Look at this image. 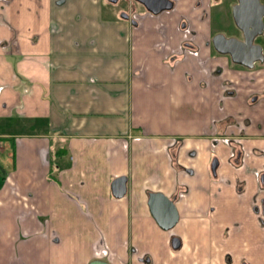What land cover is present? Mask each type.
I'll return each mask as SVG.
<instances>
[{
    "label": "crops",
    "instance_id": "1",
    "mask_svg": "<svg viewBox=\"0 0 264 264\" xmlns=\"http://www.w3.org/2000/svg\"><path fill=\"white\" fill-rule=\"evenodd\" d=\"M107 1L0 0V155L12 151L0 165V214L21 221L45 216L51 228L43 237L55 242L51 264H65L59 263L64 239L81 264H133L135 258L147 264V257L156 263L153 250L174 249L180 226L229 220L226 187L240 172L244 202L258 191L254 173L231 168L228 147L212 145L213 120L232 114L218 111L223 92L201 86L200 73L190 81L192 67L172 62L180 53L182 0L154 17L133 0L124 11ZM133 9L140 26L122 17ZM203 29L201 55L213 70L214 33ZM251 91L254 86L243 105ZM191 105L200 108L188 122ZM248 131L256 133L255 125ZM263 145L261 138L245 143L251 169L263 166L256 153ZM215 156L221 183L211 171ZM120 177L128 179L127 192L116 198L112 183ZM182 183L189 191L176 200L180 223L165 231L151 214L150 194L176 198ZM29 200L34 208L24 211ZM81 216L89 229L75 233L74 217ZM217 232L198 243L216 246ZM194 263L201 260L188 262Z\"/></svg>",
    "mask_w": 264,
    "mask_h": 264
},
{
    "label": "rangeland",
    "instance_id": "2",
    "mask_svg": "<svg viewBox=\"0 0 264 264\" xmlns=\"http://www.w3.org/2000/svg\"><path fill=\"white\" fill-rule=\"evenodd\" d=\"M261 1L264 3V0ZM106 3L109 8L114 10H128V0H108ZM134 4L140 12H143L141 11L143 5L135 1ZM179 7L185 13L189 12L188 0H182ZM200 12L192 18L201 16L203 11ZM209 12L210 16L207 20L202 22L198 18L195 20L200 34L205 31L203 27L207 28L209 26L212 28L213 33L221 32L225 36L237 34L230 7L215 8ZM256 43L264 45V32L258 37ZM227 68L234 71L236 75V78L234 76L231 80L234 82V89L238 96L227 104V107L234 112L245 103V94L253 87L252 79H257V83L261 80L264 81V71L262 70L259 73L258 69L262 68L259 65L255 69H248L229 64ZM240 70L241 73L238 72ZM239 74H241V78H239ZM260 74L261 76H259ZM195 107L200 108V105L190 106L186 114L188 122L194 120V115L198 113V109ZM261 114L264 116V110H261ZM11 152L10 149H7L3 157ZM3 157L0 155V165L3 163ZM243 175L240 172L239 178L242 180L244 179ZM1 181L2 179H0ZM226 189H229V204H227L226 209L229 213V220L224 222L222 219L220 221L215 218L212 222H204L200 218V221L191 223L188 227L180 226L176 235H180L185 240V246L177 250L171 247L166 252L160 251L156 243L157 248L153 250L156 263L152 259V264H188V262H195V260H201L200 264H264V230L259 226L258 213L254 210V207H251L252 198L248 200V204L244 202V198L239 195L237 181L234 182V185L226 187ZM10 208V206H7V209ZM33 208L34 203L32 200L24 205V211L33 210ZM44 219L45 216L24 217L22 222L16 215L0 214V264H51V247L55 245V242L51 240L53 244L50 246V239L46 240L43 237L45 231L50 234L51 228V223H44L46 222ZM74 220L76 221L75 233L84 231L80 229H85V231L89 229V225L82 220V216L74 217ZM55 225L56 223L53 222V226ZM216 231L219 234V237L215 239L217 240L216 246L212 247L211 245V248L206 249L203 242L198 243V237L205 235L207 239H211L208 238L209 234L216 233ZM60 232L63 238L66 237L67 234L62 230ZM161 238L162 236H160ZM156 242H159L158 237ZM66 243L67 241L64 239V244L59 249V263L81 264V256L78 253L71 254L66 247ZM226 243L230 245L225 246ZM191 248L193 252H191ZM54 253L55 249H53V255ZM134 260L133 264H138L136 258ZM128 264H132V262Z\"/></svg>",
    "mask_w": 264,
    "mask_h": 264
},
{
    "label": "flooded vegetation",
    "instance_id": "3",
    "mask_svg": "<svg viewBox=\"0 0 264 264\" xmlns=\"http://www.w3.org/2000/svg\"><path fill=\"white\" fill-rule=\"evenodd\" d=\"M173 6L172 9L166 10V11H172L175 8H177V4L180 2V0H172ZM249 5L252 2V5L249 7L248 11L253 12L252 14L249 13L248 19L252 16L253 18H256L258 15H261V11L264 12V3L261 0H245ZM134 2V0H133ZM136 2V1H135ZM138 3V2H136ZM140 4V3H139ZM240 0H188V8L189 12L184 13L183 17L181 18L179 22V31L181 35V44H180V53L174 54V57L172 58V62L179 63L183 62V64H188L192 67L193 73L191 71H188L187 77L190 81H193L195 78V73H200L203 75V78L201 79L200 85L204 87H208L212 85L211 87L215 90H220L222 93L221 100H219L218 111L221 113H225L227 105L226 104V98H237L238 94L236 90L234 89V82L231 80L234 76L236 78L235 72L228 70V65L233 64L236 66H240L243 68L248 69H255L256 66H262L259 70V73L263 70L264 71V45L263 44H257L256 40L260 35L263 34L264 29L261 34H259L253 41L254 45L256 47L251 50L246 47L245 38L241 31V29L238 27L235 21V14L236 9L240 8ZM225 7H230L232 10L234 23L237 29V34L225 36L221 32H216L212 36V39L209 43L212 44L213 50L215 51L214 47V39L217 35H222L227 39H235L236 42L240 43L242 42V46L236 45V47L233 48V52L236 53L235 57L232 58L229 54H221L217 50L215 57L212 59L217 64L215 65L214 69L211 70L209 66L207 65V60L202 58V35L198 32L197 29V22L195 21L197 18L200 22L205 21L210 16V10L212 9H224ZM144 8V6H143ZM186 9V7H185ZM240 13V17L243 18V20H247V13H244L243 10L238 9ZM199 11H203V14L199 17L192 18L195 14L199 13ZM243 11V13H242ZM200 12V13H201ZM149 16L154 17L157 15H154L150 12H146ZM141 16L140 14H137ZM159 15V14H158ZM251 17V18H252ZM264 20V17H262V21ZM250 21V20H248ZM133 23L136 26L142 25L140 23V18L133 19ZM264 23V22H263ZM228 47H232L229 45ZM239 47V48H238ZM242 47V48H240ZM232 49V48H230ZM260 50V53L258 51ZM249 56H248V55ZM226 58L225 63L219 62L217 63V59L224 57ZM249 57L255 59H259L253 62L251 66ZM217 58V59H216ZM236 59V60H235ZM243 61L245 64L238 63L237 61ZM247 64V65H246ZM227 68V70H226ZM228 72V76L224 78V74ZM241 73L242 71H238ZM258 73V74H259ZM237 74V72H236ZM241 74H239V78ZM261 76V74L259 75ZM252 84L254 86V91H251L247 98V104L248 105H242L241 108H237L234 112L229 109L232 114L226 116L225 118L219 120L214 119L213 120V140L212 145L214 147L219 145H225L229 149L228 153V164L231 166V168L235 170H242L245 172H252L254 173L256 183L258 186V191L255 195L252 197V205L251 207H254V210L258 213V219H259V226L264 230V164L261 167V169H251L248 166V160L251 157V152L247 151L245 143L247 141H250L252 139H264V116L261 114V110H264V81L261 80L257 83V79H252ZM258 85H262L261 87H258ZM259 116H261L259 121ZM252 125H255V128L257 130L256 133H249L248 129ZM257 154L263 157L264 159V145L262 148H258L256 151ZM212 174L216 178V181L219 183L223 182V178H221L218 174V169L220 167V161L215 156L212 160ZM239 176L235 178V181H237L238 185V192L241 196L244 194V188H245V181L240 180ZM234 181V182H235ZM234 182L232 185H234ZM183 185V187H182ZM181 190L178 191L176 194V198L172 196L171 199L174 200L176 205L177 199H183L186 197L189 188L188 185L182 183ZM177 211H178V221L176 224L169 230L165 231H171L176 228V226L180 223V214L178 207L176 205ZM155 220V219H154ZM172 246L174 249H180L182 247V241L180 237L177 235H174L172 237ZM146 263L152 264V261L149 257L146 258Z\"/></svg>",
    "mask_w": 264,
    "mask_h": 264
},
{
    "label": "water",
    "instance_id": "4",
    "mask_svg": "<svg viewBox=\"0 0 264 264\" xmlns=\"http://www.w3.org/2000/svg\"><path fill=\"white\" fill-rule=\"evenodd\" d=\"M134 1L143 5L148 12L154 15H158L163 11L170 10L172 9L173 6L172 0H134ZM251 5L252 2L249 5L245 0H240L239 7L241 8V10L244 11V13H247V18H246L247 20L244 21L243 18L240 17L241 15L238 10L240 8H237L235 14V21L244 35L246 47L248 49L253 50L256 47V45H254L253 43L254 39L259 34H261L264 29V23L262 21V17H264V12L261 11V15L260 16L258 15L256 18H253L251 16L252 18L250 17L248 19L249 13L251 14L253 13L248 11ZM122 17L128 19L127 14H123ZM214 42H215L214 47L219 53L229 54L232 56V58H234L236 55V53L233 52V48L236 47V45H240V46L243 45L242 42L238 43L235 41V39H227L222 35H217L214 39ZM229 45H231L232 47H228ZM258 53H260V50L258 51ZM248 59L250 60V65L248 66H251L254 61L259 60V59L254 60L251 57H249ZM237 62L241 64H245L242 60ZM127 182L128 179L126 177H120L117 178L112 183L113 194L116 198H121L126 194ZM149 206L153 218L155 219L156 223L160 226V228H162L163 230L171 229L178 221V211L174 200L171 199L170 197H167L163 193H151L149 198ZM89 264H111V263L105 260L96 259L90 262Z\"/></svg>",
    "mask_w": 264,
    "mask_h": 264
},
{
    "label": "built area",
    "instance_id": "5",
    "mask_svg": "<svg viewBox=\"0 0 264 264\" xmlns=\"http://www.w3.org/2000/svg\"><path fill=\"white\" fill-rule=\"evenodd\" d=\"M131 18L132 19H137L138 18V15L137 14H135V13H131ZM2 149V145H1V143H0V150Z\"/></svg>",
    "mask_w": 264,
    "mask_h": 264
}]
</instances>
